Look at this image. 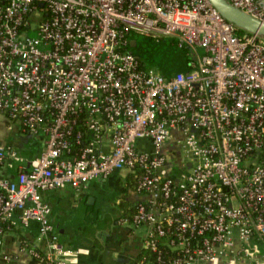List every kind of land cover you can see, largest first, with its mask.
<instances>
[{
    "label": "built area",
    "instance_id": "2783aa9c",
    "mask_svg": "<svg viewBox=\"0 0 264 264\" xmlns=\"http://www.w3.org/2000/svg\"><path fill=\"white\" fill-rule=\"evenodd\" d=\"M228 1L264 21L259 0ZM240 30L210 0H0V115L43 143L30 167L0 174V258L7 231L38 219L47 244L29 252L67 264L77 250L42 191L113 173L133 176L139 195L141 252L128 264L253 255L264 239V37ZM133 34L173 36L188 69L145 65ZM17 155L0 141V166Z\"/></svg>",
    "mask_w": 264,
    "mask_h": 264
},
{
    "label": "crops",
    "instance_id": "0c3cea01",
    "mask_svg": "<svg viewBox=\"0 0 264 264\" xmlns=\"http://www.w3.org/2000/svg\"><path fill=\"white\" fill-rule=\"evenodd\" d=\"M2 122L5 123V120L0 115V124L6 128L8 125ZM7 133L3 127L0 128V141L19 146L17 138L11 139ZM17 133L14 128L12 135ZM39 152L40 149L36 150L35 155ZM34 156L25 158L22 165L30 167ZM17 160L8 157L0 166V174L15 176ZM123 178V174L113 173L107 178L88 181L80 190L65 184L42 191L43 199L51 206L50 219L60 241L66 247L77 250L67 264H128L141 252V230L125 217L127 205H133L139 195L130 186L123 192L121 186H127ZM109 187L113 189L109 190ZM102 216L106 221L104 225H99ZM39 228V220L31 219L28 225L20 223L9 229L0 264H43L28 249L31 246H46L47 239L40 234ZM253 241V255L241 254L234 258L230 254V258L224 257L217 264H264V239L255 238Z\"/></svg>",
    "mask_w": 264,
    "mask_h": 264
},
{
    "label": "rangeland",
    "instance_id": "374dc122",
    "mask_svg": "<svg viewBox=\"0 0 264 264\" xmlns=\"http://www.w3.org/2000/svg\"><path fill=\"white\" fill-rule=\"evenodd\" d=\"M174 39L173 36L156 38L150 35L138 34L137 44L132 46V51L143 60L145 65L156 68L161 72L168 73L177 69L182 70V68L188 66L187 52ZM4 124L7 125L6 123ZM2 127L6 133L8 132L9 138L14 140L17 138V142L20 143L19 148H21L25 156H31V154H28V150H38L43 145L42 140L39 139V135L38 137L34 135L30 136L26 133L12 135L13 128H9L8 126L5 128L0 124L1 129ZM123 179V183H126V178L124 177ZM111 189L113 188L109 187V190ZM99 220V225H104L103 223H105L106 218L102 216Z\"/></svg>",
    "mask_w": 264,
    "mask_h": 264
},
{
    "label": "water",
    "instance_id": "95a60500",
    "mask_svg": "<svg viewBox=\"0 0 264 264\" xmlns=\"http://www.w3.org/2000/svg\"><path fill=\"white\" fill-rule=\"evenodd\" d=\"M211 3L218 9V11L227 20L235 24L238 29L245 30L252 33H257L264 37V21L252 16L241 8L235 6L228 0H210ZM264 6V0H259ZM137 44V38L131 40V45ZM188 67L182 68L187 70Z\"/></svg>",
    "mask_w": 264,
    "mask_h": 264
},
{
    "label": "trees",
    "instance_id": "16d2710c",
    "mask_svg": "<svg viewBox=\"0 0 264 264\" xmlns=\"http://www.w3.org/2000/svg\"><path fill=\"white\" fill-rule=\"evenodd\" d=\"M240 32H242V30H240ZM132 38H138V34H133L132 35ZM175 41V40H174ZM176 42V41H175ZM129 48L132 50V45H131V43L129 44ZM181 69H177V70H175V71H172V72H168V73H165V72H163L165 75H167V76H170V75H173V74H175L176 72H178V71H180ZM39 139L40 140H42L41 139V136H39ZM20 146H17V150H18V155L16 156V157H14V158H17L18 160V162H17V167H18V169H19V166L22 164V161L26 158L27 159V157H29V156H25L24 155V153H23V151L21 150V148H19ZM21 150V151H20ZM35 151H36V149L34 150V149H31V150H28V154H31L32 156H34L35 155ZM19 164V165H18ZM26 167H28V166H26ZM132 178V179H131ZM131 178L127 181L128 182V184H129V186L131 187V188H133L134 186H135V183H134V181H133V176H131ZM126 182V183H127ZM126 185V184H125ZM128 188V185L125 187H122L121 186V189L123 190V192H125L126 191V189ZM134 189V188H133ZM123 203H125V201H124V199H123V201H122ZM121 202V203H122ZM136 204L134 203L133 205H127V207H126V209H125V212H126V215H125V217L127 218V219H129V220H133V215H134V213H135V211H136ZM129 213V214H128ZM151 264H154V263H151Z\"/></svg>",
    "mask_w": 264,
    "mask_h": 264
}]
</instances>
